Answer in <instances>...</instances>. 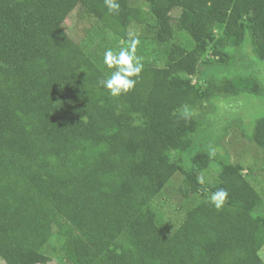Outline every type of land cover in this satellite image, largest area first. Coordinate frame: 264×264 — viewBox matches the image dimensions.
<instances>
[{"label": "trees", "instance_id": "trees-1", "mask_svg": "<svg viewBox=\"0 0 264 264\" xmlns=\"http://www.w3.org/2000/svg\"><path fill=\"white\" fill-rule=\"evenodd\" d=\"M26 1L37 8L22 35L0 27V258L46 264L57 230L59 264H264V197L222 152L230 120L216 117L246 122L241 102L264 95V0H142L149 12L132 0H114L113 11L106 0ZM76 8L124 40L151 13L160 43L178 29L194 46L175 44L163 66L141 59L135 86L113 97L99 81L114 69L65 28ZM209 49L205 64L222 72L210 81L197 71ZM243 131L264 151V116ZM214 159L218 179L204 187L199 172ZM179 171L190 194L227 198L220 209L206 198L168 234L152 202Z\"/></svg>", "mask_w": 264, "mask_h": 264}, {"label": "rangeland", "instance_id": "rangeland-1", "mask_svg": "<svg viewBox=\"0 0 264 264\" xmlns=\"http://www.w3.org/2000/svg\"><path fill=\"white\" fill-rule=\"evenodd\" d=\"M1 3L2 8H8V14L10 15H8V18L16 21L13 22L15 25L17 23L15 29L10 27L11 23L8 24V20H4L6 14L4 15V11V13H2L1 8L0 27L3 32L2 35L10 36L12 34L19 38L22 35L20 21L29 19L34 14L37 7L33 4L31 5V3L26 0H8V4L4 3V5L3 1ZM131 4L133 6L142 7L148 12L150 11L149 3L145 1L132 0ZM173 13L178 16L180 10L175 9ZM153 19V14L149 13L148 20L145 23L132 24L129 30V38L124 40L103 28L94 17L87 15L80 8H76L67 18L65 28L74 39L83 44V47L92 57L96 58L100 66L107 69L110 68L104 64L103 58L105 51L109 49L119 51L122 48H130L133 40L137 41L135 47L136 55L140 57V59H150L153 64L158 66L166 64L168 52L175 44H182L188 48L194 46L192 37L186 31L178 29L175 30L174 35L167 42L160 43L157 40V29L152 25ZM0 38L2 37L0 36ZM210 58H213L211 49L206 52L203 58L201 57L197 66L198 73L207 71L205 78L209 81L214 78H221L222 76L220 70L216 72L213 70L214 68H209L205 64V60H209ZM240 65L242 64H237V66ZM192 78L193 82L199 85L200 81L197 79V76H193ZM260 80L264 84V79L260 78ZM244 100V102H241V105H244L242 106V113L247 118L246 122L240 117L233 118L221 110L219 116H216L224 121L230 120L224 125L227 134L223 138H217V143L221 144L222 152L228 154L232 162L243 165L245 168L244 174H246L254 187L264 197V151L256 145L255 142L246 137L243 131V124L249 128L253 121L260 116H264V95L259 97L248 96L247 99ZM232 102H230V105L234 104V102ZM225 105L226 104L223 103L222 106ZM203 106L206 109H211L212 107L208 102H204ZM240 106L235 104L232 110L238 111L241 109ZM197 138L200 145H202L204 141L203 138L200 135H197ZM173 160H179L178 155L174 154ZM219 170V161L214 159L209 168L199 172V179L203 177L204 180V183L201 184L204 187H208L216 183ZM184 179L185 174L179 171L169 181L162 193L152 202L153 210L158 214L157 222L168 234H171L181 225L188 210L192 209L206 198L209 199L211 196V193L206 189H203L202 192H198L197 194H190L191 184L188 181L184 182ZM62 242L63 236L56 230L54 236L45 247V253L50 257V261L46 264H59L65 262ZM262 256L264 258V248L262 250ZM0 264H6V262L0 258Z\"/></svg>", "mask_w": 264, "mask_h": 264}, {"label": "clouds", "instance_id": "clouds-1", "mask_svg": "<svg viewBox=\"0 0 264 264\" xmlns=\"http://www.w3.org/2000/svg\"><path fill=\"white\" fill-rule=\"evenodd\" d=\"M106 3L109 11L118 8L114 0H106ZM136 43L137 41L133 40L130 48H122L119 51L109 49L104 53V64L114 70L110 76L100 79L99 84L107 89L113 97H119L129 92L135 86V78L139 76L143 68L140 57L135 53ZM200 182L204 183L203 177L200 178ZM226 198L227 191L219 189L211 194L209 202L216 209H220Z\"/></svg>", "mask_w": 264, "mask_h": 264}]
</instances>
